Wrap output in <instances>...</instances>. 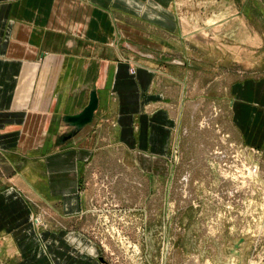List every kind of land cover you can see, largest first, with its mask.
Instances as JSON below:
<instances>
[{"label":"rangeland","instance_id":"obj_1","mask_svg":"<svg viewBox=\"0 0 264 264\" xmlns=\"http://www.w3.org/2000/svg\"><path fill=\"white\" fill-rule=\"evenodd\" d=\"M170 10V34L122 16L178 111L166 171L98 147L80 167L78 211L45 215L71 236L64 264H264V0H171ZM8 250L0 264H19Z\"/></svg>","mask_w":264,"mask_h":264},{"label":"crops","instance_id":"obj_2","mask_svg":"<svg viewBox=\"0 0 264 264\" xmlns=\"http://www.w3.org/2000/svg\"><path fill=\"white\" fill-rule=\"evenodd\" d=\"M150 1L158 7L146 0H0V248L19 264L75 257L65 225L58 231L45 215L78 211L80 167L98 147L116 145L143 170L166 171L178 111L164 105L152 55L135 52L139 32L122 18L170 34L171 0ZM35 205L49 227L43 233L28 217Z\"/></svg>","mask_w":264,"mask_h":264},{"label":"water","instance_id":"obj_3","mask_svg":"<svg viewBox=\"0 0 264 264\" xmlns=\"http://www.w3.org/2000/svg\"><path fill=\"white\" fill-rule=\"evenodd\" d=\"M95 102H96V99L93 98V100L90 102L88 107L85 109L84 114L90 115V113L92 112V110H93V108L95 106ZM81 116H84V115L83 114L82 115H77L75 118H79ZM86 120H88V119H86Z\"/></svg>","mask_w":264,"mask_h":264}]
</instances>
